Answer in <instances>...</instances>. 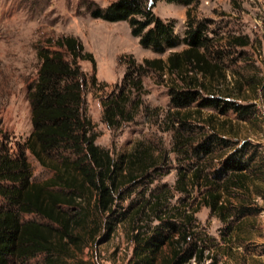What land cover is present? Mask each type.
I'll return each instance as SVG.
<instances>
[{
    "label": "trees",
    "instance_id": "16d2710c",
    "mask_svg": "<svg viewBox=\"0 0 264 264\" xmlns=\"http://www.w3.org/2000/svg\"><path fill=\"white\" fill-rule=\"evenodd\" d=\"M156 1L113 0L104 7L94 5L90 11L92 17L105 21H125L141 48L158 54L169 50L164 59L145 57L139 63L130 61L120 87L100 101L101 121L110 129L133 119L134 110L141 104L140 78L149 71L166 83L171 114L179 115L181 123L201 108H213L220 114L229 109L246 113L247 105L215 93L226 82L225 72L220 52L217 50L214 58V52L209 51L215 47L208 36L206 23L210 20L198 19L192 13L197 0H164L185 7L181 38L174 33L172 20L161 19L153 12ZM178 43L184 47L170 50ZM249 44L246 35L232 34L224 45L242 48ZM35 57V78L26 92L30 131L16 152L11 153L0 130V264H26L37 255H41L40 264H86L76 252L94 243L99 231H103L102 239L108 237L114 225L129 213L115 211V200H122L124 191L146 178L164 156L153 144L144 145L141 141L115 157L95 143L98 134L86 113L85 96L107 83L97 80L94 58L77 37L45 38L44 44L36 48ZM79 61L90 63L89 76ZM192 104V111L186 110ZM185 143L190 147L188 136L174 145L183 148ZM229 145V140L211 132L191 145V151L197 157H205L214 147ZM232 145L211 174L197 164L188 175L177 174L175 191L188 194L196 185L204 188L192 209H182L177 218H172L166 210L167 199L172 195L169 190L150 194L134 206L131 218L142 215L148 219L145 226L132 227L127 264H190L191 259L201 264L206 245L192 238L194 232L189 225L193 214L201 206L219 220H224L231 210L236 217L248 213L243 204H228L223 194L249 190L251 179L261 173L252 166L256 145L247 141ZM24 150L51 175L40 182L31 181ZM31 213L44 222L20 219ZM153 220L157 223L150 226Z\"/></svg>",
    "mask_w": 264,
    "mask_h": 264
},
{
    "label": "rangeland",
    "instance_id": "374dc122",
    "mask_svg": "<svg viewBox=\"0 0 264 264\" xmlns=\"http://www.w3.org/2000/svg\"><path fill=\"white\" fill-rule=\"evenodd\" d=\"M111 1L0 0V130L11 153L16 152L30 131L26 92L38 66L36 48L48 37L75 36L83 48L91 52L97 80L107 83L95 93L88 91L85 96L86 113L98 134L95 143L115 157L130 151L141 141L144 145L153 144L164 156L146 178L124 191L122 200H115V211L129 213L114 225L108 237L102 239L103 231H99L95 242L86 245L82 252L77 251L76 256L86 264H127L132 227L145 226L148 219L142 215L131 218L134 206L150 194L169 190L172 195L165 194L170 196L166 210L174 216L172 218H177L180 210L195 206L198 193L204 189L196 185L188 194L175 191L177 174L188 175L196 164L211 174L233 143L239 145L247 141L256 145L252 166L261 173L251 179L249 190L224 193L223 200L231 205H245L248 213L236 217L231 210L224 220H219L208 208L201 206L193 214L189 229L194 232L192 238L206 245L201 264H264V0H197L192 8L198 19L210 20L206 23L208 36L215 47L209 51L214 52V58L216 51L220 52L226 82H222L221 90L215 93L225 100L247 105L246 113L229 109L220 114L213 108H201L198 114L182 118L184 123H181L179 115L171 114L173 109L168 102L166 83L149 71L140 78L141 104L134 110L133 119L109 129L101 121L100 101L120 87L130 61L139 63L145 57L164 59L169 51L158 54L141 48L137 38L130 35L125 21L110 22L90 15L94 5L104 7ZM152 10L161 19L172 20L174 33L182 37L183 5L157 0ZM232 34L246 35L250 44L242 48L225 47V39ZM183 47L184 44L178 43L170 50ZM79 64L88 76L92 73L88 61H79ZM134 97L132 94L131 98ZM193 108L194 104L186 110ZM211 132L229 140L230 145L214 147L209 155L197 157L191 145ZM185 136L191 139L190 147L185 143L183 148H176L175 142ZM24 154L30 166L31 181L40 182L51 175V171L41 167L27 150ZM20 219L44 222L34 213L23 214ZM155 223L153 220L150 226ZM40 262L41 255H37L26 264Z\"/></svg>",
    "mask_w": 264,
    "mask_h": 264
},
{
    "label": "built area",
    "instance_id": "2783aa9c",
    "mask_svg": "<svg viewBox=\"0 0 264 264\" xmlns=\"http://www.w3.org/2000/svg\"><path fill=\"white\" fill-rule=\"evenodd\" d=\"M190 261L193 263V260L192 259Z\"/></svg>",
    "mask_w": 264,
    "mask_h": 264
},
{
    "label": "crops",
    "instance_id": "0c3cea01",
    "mask_svg": "<svg viewBox=\"0 0 264 264\" xmlns=\"http://www.w3.org/2000/svg\"><path fill=\"white\" fill-rule=\"evenodd\" d=\"M180 49H181V48H180ZM180 49H179V50H180Z\"/></svg>",
    "mask_w": 264,
    "mask_h": 264
}]
</instances>
